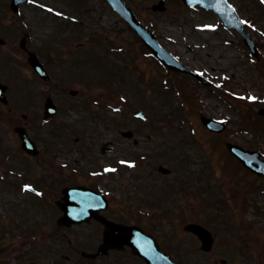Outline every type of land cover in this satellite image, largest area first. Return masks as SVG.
I'll return each instance as SVG.
<instances>
[{"label":"rangeland","instance_id":"1","mask_svg":"<svg viewBox=\"0 0 264 264\" xmlns=\"http://www.w3.org/2000/svg\"><path fill=\"white\" fill-rule=\"evenodd\" d=\"M39 1L52 6L46 7L56 11L54 14L67 7L64 0ZM156 1L132 0L131 5L147 25L152 26L163 46L192 70L207 76L212 85H203L185 74L168 75L156 59L138 58L134 56L137 52L128 54L131 53L128 41L133 40V34L100 0H87L92 11L83 14L86 21L82 25L59 20L50 14L53 10L44 12L36 0L22 8L32 31L29 48H43L44 55L40 57L47 59L51 72L62 71L64 63L59 55L49 58L45 52L44 47L52 40L60 42L54 45L58 49L67 45L82 46L76 55L90 53L96 57H83L84 61L72 67L75 75L97 79L95 91L103 97L108 95L103 101L108 104L99 106L95 112L91 110L92 103L77 102L78 98L68 93L69 87L65 90L55 78L42 81L34 73L26 62V54L18 49L21 28L16 27L6 1L0 0V36L6 40L5 45H0V81L6 80L13 86L8 93L14 105L25 101L24 96L19 95L24 82L30 84L27 95L34 93L30 102L18 107L17 115L9 111L6 117L3 110L7 108L0 103L1 116H5L0 119V163L6 161L11 169L25 174V177H16L14 182V174L10 183L0 182V216L6 215L5 224H9V231L6 227L0 231L3 237L0 238L1 264H28L30 261L143 264L130 254L85 262L80 252L93 249L100 236L91 225L83 224L70 231L58 228L57 234L48 231L50 224L55 226L54 218L59 211L53 200L59 193L51 197L49 205L43 200L36 201L34 192L24 191L19 181L45 188L44 175L50 173L58 180L66 175L57 167L59 160L69 164L64 165L67 171L69 166L90 168L95 161L105 169L113 167L112 175L105 176L108 180L105 185L112 190L116 205L112 208L113 215L131 222L139 221L150 228L157 238L166 242L177 261L184 264H256L259 261L264 264V180L241 171L242 166L232 160L225 146L228 141L240 143L245 148L262 151L264 157V116L257 114L264 106V7L258 0H232L241 18L252 20L249 31L260 48V59L255 60L235 33L227 28L207 27L217 23L214 15L184 9L178 0H168L167 11L155 13L151 6ZM2 21H6L5 27ZM120 47L127 53L116 51ZM133 62L140 64V68H134ZM113 85L116 92L108 94ZM48 96L59 104L60 110L45 127L30 123L32 137L45 151L77 146L82 159L78 154L58 159L51 155L29 158L20 149L13 125L23 124L21 113L42 118V104ZM135 109L145 111L146 120L133 118ZM200 114L224 121L226 130L211 135L200 125ZM255 120L261 123L260 128L253 123ZM193 121L199 126L194 128L197 140L190 130ZM56 130L62 138L61 144L55 143ZM123 130H131L132 138L124 136ZM105 141L113 146L108 154L100 152ZM138 155L144 159H138ZM133 161L135 164L130 167L128 162ZM209 162L213 164L211 167ZM159 165L169 168V172L162 174ZM242 173L248 174L246 181L238 177H243ZM237 184L240 188L247 187L243 192L250 208L239 207L244 198L234 189L235 203L239 205L233 202L232 188ZM248 219L252 220L251 224ZM189 221L202 223L213 232L215 242L210 252L202 250L199 239L184 229L183 225ZM243 224L246 225L241 229ZM44 226L50 232L47 236L40 235V228ZM257 234L256 238L262 240L259 245L254 240ZM8 235L17 237L13 245L4 239ZM8 243L10 247L2 248L1 245Z\"/></svg>","mask_w":264,"mask_h":264},{"label":"water","instance_id":"2","mask_svg":"<svg viewBox=\"0 0 264 264\" xmlns=\"http://www.w3.org/2000/svg\"><path fill=\"white\" fill-rule=\"evenodd\" d=\"M111 227V230L113 231H109L107 234H106V241L109 242L111 239H114L115 241H118V242H122V243H128L130 245H132V247L134 248V250L136 251H139L140 253L143 254V251L142 249H146L148 247L151 248V244H149L151 242V239L148 238V236H144L142 234V232L138 229H130V228H117V226H113V225H110ZM117 231V233H116ZM120 232V233H118ZM114 234L117 235V237L115 238H112L110 237V235ZM149 250H153L157 256H158V262L156 264H159L160 262H163L165 260L164 256H162L159 252L157 253V250H155L154 247H152V249H149Z\"/></svg>","mask_w":264,"mask_h":264},{"label":"snow or ice","instance_id":"3","mask_svg":"<svg viewBox=\"0 0 264 264\" xmlns=\"http://www.w3.org/2000/svg\"><path fill=\"white\" fill-rule=\"evenodd\" d=\"M49 11H51V10H49ZM243 22V21H242ZM123 163V162H122ZM106 171H114L113 169H106ZM26 188L28 187V186H25Z\"/></svg>","mask_w":264,"mask_h":264}]
</instances>
